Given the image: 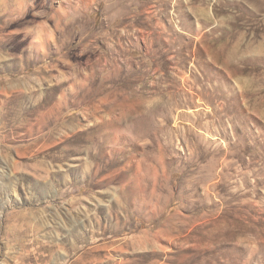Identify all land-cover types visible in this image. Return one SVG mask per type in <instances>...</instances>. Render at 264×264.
Masks as SVG:
<instances>
[{"label":"rangeland","instance_id":"374dc122","mask_svg":"<svg viewBox=\"0 0 264 264\" xmlns=\"http://www.w3.org/2000/svg\"><path fill=\"white\" fill-rule=\"evenodd\" d=\"M0 264H264V0H0Z\"/></svg>","mask_w":264,"mask_h":264},{"label":"bare ground","instance_id":"6f19581e","mask_svg":"<svg viewBox=\"0 0 264 264\" xmlns=\"http://www.w3.org/2000/svg\"><path fill=\"white\" fill-rule=\"evenodd\" d=\"M47 248V247H46ZM47 252V251H46Z\"/></svg>","mask_w":264,"mask_h":264}]
</instances>
